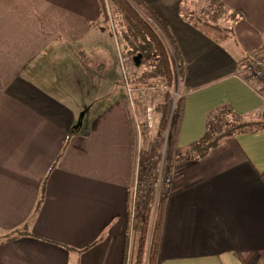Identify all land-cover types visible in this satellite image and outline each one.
I'll return each instance as SVG.
<instances>
[{"label": "crops", "instance_id": "obj_1", "mask_svg": "<svg viewBox=\"0 0 264 264\" xmlns=\"http://www.w3.org/2000/svg\"><path fill=\"white\" fill-rule=\"evenodd\" d=\"M103 1L0 0V264L124 263L135 180L127 97L97 115L92 130L75 128L46 67L55 44L96 26ZM144 1L183 62L180 148L199 140L222 107L263 121L257 83L241 65L262 51L264 0H218L241 15L231 36L194 25L183 0ZM175 181L157 264L264 261V127L234 128L203 156L181 161ZM15 229L22 234L6 239Z\"/></svg>", "mask_w": 264, "mask_h": 264}, {"label": "trees", "instance_id": "obj_2", "mask_svg": "<svg viewBox=\"0 0 264 264\" xmlns=\"http://www.w3.org/2000/svg\"><path fill=\"white\" fill-rule=\"evenodd\" d=\"M206 1L207 0H183V4L188 6L187 9L189 12L187 13H189V18L192 20V23L199 26L211 25L217 30V32H221L225 36H231L232 29L239 18H241V15L235 11H229V9H227L221 2L215 0V3H212L214 9L217 11L221 9L225 11L224 18H219L218 21L212 23L210 19H207V15L202 8L203 5L207 3ZM108 2L110 4L108 9H110L111 15H114L120 20L121 26L119 27L120 31L118 30V32H121V36L125 41L127 54L131 57L133 64L139 68L140 64L145 63V58H149L153 55L155 58L150 62L146 69L140 72L139 69H134L132 84L130 85L129 81L128 84L133 88L139 89L136 92L137 95L142 93L141 87L162 86L160 84H166L167 89L173 88L174 91H176V87L182 84L184 67L167 24L157 16L144 0H107V3ZM189 5L191 6L189 7ZM168 49L173 56L175 55L179 62V77L176 79H174V70L177 67V63L173 68L170 67ZM260 50L261 49H259V51ZM138 53H141L142 57L139 64H136L132 57ZM257 53L259 54V52H255L246 56L243 60V64L246 65L251 62L257 63L256 59L259 56H257ZM158 94H155V111L160 116L159 121L157 120L153 125V128H156L158 133H160L161 131L165 132L169 123L170 117H168V112L172 100V94L164 90H162L160 96H158ZM182 103V97L176 100L175 105L177 107V113L172 118L168 130L169 133L167 136L164 165L165 173L169 175H175L180 162L186 160L187 157L193 158L196 156V158H199L203 156L210 148L215 147L223 136L230 134L234 128L251 130L264 127V120L248 121L242 119V117L231 113L229 114L228 110L222 107L223 109L220 108L216 114H213L209 120H207V131L205 134L191 146L182 149L178 145V129L181 119ZM139 109L144 111L143 107H139ZM127 112L128 115L131 116L128 103ZM221 114H225L224 119H221L222 126H224L222 129L219 125L217 126V124H213V118L220 119ZM143 130L147 131L144 127ZM158 140L160 142V139ZM159 144H157L156 147L159 146ZM150 151H152V153L148 152L142 157V163L140 164L137 173V189L135 192L131 191L132 207H130L132 208V217L129 220L128 227L129 229H132L137 236L135 264L157 263L166 204V198L162 197L157 199L156 206L154 207L155 196L151 194L149 187L151 185L152 171L158 166L160 160H154V156L157 155L155 148ZM61 154L62 153H59L56 157L53 165L49 168V172L55 166ZM43 188L42 185L41 192ZM39 203L40 199L37 206ZM14 234L17 236L22 234V232L15 229L6 234V239L14 238ZM89 247H85L83 250H87ZM123 264H125V259Z\"/></svg>", "mask_w": 264, "mask_h": 264}, {"label": "rangeland", "instance_id": "obj_3", "mask_svg": "<svg viewBox=\"0 0 264 264\" xmlns=\"http://www.w3.org/2000/svg\"><path fill=\"white\" fill-rule=\"evenodd\" d=\"M212 3H215V0H209L202 8L207 15V19H210L213 23L218 21L219 18H224L225 10L221 9L217 11L214 9ZM109 5V2L106 4V1H103L102 17L95 23L96 26L93 27V29L85 28V30H87L85 35L74 36L73 38L66 39L62 44H55L51 50L54 52V59L46 63V67L51 68L53 72L51 78L47 77L52 81L51 94L54 93L55 97L59 98L60 102L63 104L60 107L64 110L67 108L69 109V112L73 116L71 118L73 120L71 126L75 128L81 127V129L92 130L94 118L97 115L108 111L109 107L111 108L115 105L119 99L123 100V98L128 96V81L131 85L134 69H139L140 72L146 69L150 62L155 59L154 55L145 58V63L140 64L139 68L133 64L131 57L127 54L125 41L121 36V32H118L121 26L120 20L114 15H111L110 9H108ZM208 26H210L212 30H216L211 25ZM40 51L42 50H39V52ZM168 53L170 67L173 68L177 63V67L174 70V79H176L179 77V62L175 55L173 56L171 54L169 49ZM241 66L246 75L245 65L242 64ZM160 85L162 86H155V88L157 87L154 92L156 95L160 91L162 92V90L172 94L169 108L170 113L168 112V117L172 120L177 113L175 102L181 97L180 87H182V84L176 87V91H174L173 88L167 89L166 84ZM161 92L158 96H160ZM139 115H142L141 111ZM153 116L154 125L157 122V117L159 121L160 115L155 112ZM213 119L214 125H219L221 129L224 127L222 123H219L218 118ZM103 124L104 123H101V125ZM166 130H169L168 125ZM165 132L161 131L158 133V130L153 127L147 131L141 128L140 135L135 137V140L137 139L136 144L140 163H142L141 157L148 152L152 153L150 150L154 148L158 150L155 157H157V159L163 158L164 153H162V144L167 143L168 136L165 135ZM158 139H160V142ZM157 144H159V146L156 147ZM159 198L162 197L158 196L156 198L155 196L154 207ZM129 241L127 235V248L129 246ZM132 249L135 251V254L134 256H130L129 260L127 254L128 264H135L137 236L133 238ZM185 262L188 261L181 260L180 264ZM207 262L215 264L212 259H208ZM239 262L238 264H241L240 259ZM198 263L201 262L198 261ZM71 264L73 263L71 262ZM260 264H264V261H261Z\"/></svg>", "mask_w": 264, "mask_h": 264}, {"label": "built area", "instance_id": "obj_4", "mask_svg": "<svg viewBox=\"0 0 264 264\" xmlns=\"http://www.w3.org/2000/svg\"><path fill=\"white\" fill-rule=\"evenodd\" d=\"M261 52V54H260ZM259 54L257 53V63L251 62L247 63L245 65L246 75L245 79L254 81L257 83L255 90L261 97V99L264 102V94L262 92H259L260 85L262 88H264V44L262 46V51H260ZM255 83V84H256ZM157 88V87H156ZM156 88L154 86L151 87H141L142 93L140 95H137L136 92L139 90L138 88H133L128 84V96H127V103L129 105L131 116H129L130 121L133 124L135 137L140 135L141 130V123L142 129L144 128H152L153 127V120L154 116L153 114L156 112V97H155V90ZM139 107H143L144 111L140 110ZM141 111V116L139 115V112ZM171 118H169L168 128L170 127ZM165 135H168V130H166ZM135 139V138H134ZM137 140V139H136ZM134 144V171H135V180L132 185V190L135 192L137 189V181H138V170L140 166V159L138 155L137 150V144ZM141 152V151H140ZM165 152H166V143L163 144V150L162 153H164L162 159H157V157L154 156V160H160L158 166H156L152 171V177H151V185H150V192L151 194L155 195L156 198L158 196L167 198L169 194L176 188L177 182L175 181V175L174 174H167L165 173ZM142 159V157H141ZM139 161V163H138ZM128 238H129V246L126 250V264L127 263V254H128V260L130 256H134L135 251L132 249L133 245V238L136 236L132 229L128 230ZM128 252V253H127Z\"/></svg>", "mask_w": 264, "mask_h": 264}, {"label": "water", "instance_id": "obj_5", "mask_svg": "<svg viewBox=\"0 0 264 264\" xmlns=\"http://www.w3.org/2000/svg\"><path fill=\"white\" fill-rule=\"evenodd\" d=\"M141 57H142V54L141 53H138V54H136V55L133 56V60L135 61L136 64L139 63Z\"/></svg>", "mask_w": 264, "mask_h": 264}, {"label": "flooded vegetation", "instance_id": "obj_6", "mask_svg": "<svg viewBox=\"0 0 264 264\" xmlns=\"http://www.w3.org/2000/svg\"><path fill=\"white\" fill-rule=\"evenodd\" d=\"M133 58V57H132Z\"/></svg>", "mask_w": 264, "mask_h": 264}]
</instances>
